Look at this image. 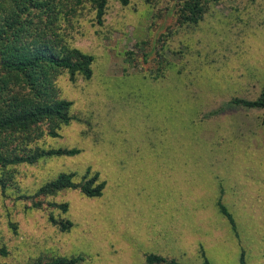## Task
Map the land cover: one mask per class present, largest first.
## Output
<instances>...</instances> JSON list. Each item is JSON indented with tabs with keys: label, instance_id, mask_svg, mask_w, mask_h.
I'll list each match as a JSON object with an SVG mask.
<instances>
[{
	"label": "rangeland",
	"instance_id": "rangeland-1",
	"mask_svg": "<svg viewBox=\"0 0 264 264\" xmlns=\"http://www.w3.org/2000/svg\"><path fill=\"white\" fill-rule=\"evenodd\" d=\"M176 1L109 0L101 25L86 8L63 29L94 55L93 75L56 77L72 120L44 146L79 153L0 167L8 179L0 264L78 255L77 264H145L147 253L199 264L200 244L211 264H238L241 247L247 264H264V110L197 122L219 99L253 97L264 85V0H222L192 27L175 26ZM161 60L155 81L149 73ZM87 168V178L98 172L106 181L101 196H36L60 172L80 181ZM220 187L240 242L217 212Z\"/></svg>",
	"mask_w": 264,
	"mask_h": 264
},
{
	"label": "trees",
	"instance_id": "trees-1",
	"mask_svg": "<svg viewBox=\"0 0 264 264\" xmlns=\"http://www.w3.org/2000/svg\"><path fill=\"white\" fill-rule=\"evenodd\" d=\"M118 1L122 5L129 3V0ZM220 1L222 0H177L174 8L175 26L198 25L211 5ZM108 4L109 0H0V167L3 172L10 166L34 164L43 158L79 153L78 148L44 146L47 137L58 136L61 126L72 120L71 101L60 96L55 83L56 77L63 72L71 79L76 76L90 79L93 75L94 55L72 46L63 29L86 8L92 10L97 24L101 25ZM156 46L153 49L157 50ZM143 55L147 57L149 53L144 52ZM166 66L162 60L159 61L156 69L151 68L149 76L157 81ZM174 105L172 103V107ZM233 108L264 110V85L259 94L253 97L234 95L219 99L216 104L200 113L197 122L212 120ZM167 110L170 108L167 107ZM89 172L90 169L87 168L80 181H75L72 172H60L41 185L36 196L48 197L61 190L79 189L88 197H99L103 194L106 181L99 180L98 172L87 178ZM7 180L1 172L2 191L8 187ZM223 197L224 188L220 187L216 199L217 212L240 242L235 217L223 202ZM48 204L64 211L67 209V203ZM39 205V201L34 203L36 207ZM50 220L62 230H68L72 226V222L67 219L57 221L50 217ZM10 226L16 228L14 224ZM198 251L199 264H211L202 244ZM0 254L6 255L7 250L0 248ZM82 258L80 255L54 256L48 259L37 257L24 264H77ZM145 264L185 263L175 257L147 253ZM238 264H247L242 247Z\"/></svg>",
	"mask_w": 264,
	"mask_h": 264
}]
</instances>
